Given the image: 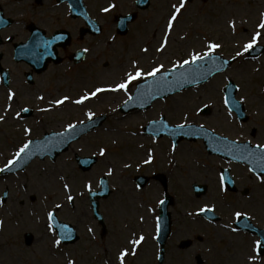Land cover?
Segmentation results:
<instances>
[{"label":"rangeland","instance_id":"obj_1","mask_svg":"<svg viewBox=\"0 0 264 264\" xmlns=\"http://www.w3.org/2000/svg\"><path fill=\"white\" fill-rule=\"evenodd\" d=\"M15 1L19 0H0L6 15L17 17L19 21L24 17L25 23L35 19L39 26L49 30L58 26L60 18L55 14L61 8H51L54 0H42L45 2L36 5L37 0ZM85 1L92 16L104 25L100 36H87L80 41V46L85 43L90 48L87 60L77 66L69 62L52 64L48 71L38 74L31 85L23 81V71L27 68L13 64L15 78L20 74L17 83L21 87L13 90L12 100L8 98L7 88L0 87V116L3 117L0 120V167L6 165L29 138L48 130L85 123L96 116L105 115L106 119L56 161L36 160L23 173L0 176V198L5 188L10 191L8 200L0 201V219L4 223L0 235V264H69V261L119 264L118 255L124 249L128 250L124 264H157L154 220L163 191L159 181L152 180L143 189L134 182L135 175L141 171L152 175L154 170H162L168 176L171 195L175 196L170 206L175 233L168 242L165 264H198L196 254H200L202 264H264V254L260 256L254 251L255 241L260 240L257 235L240 231L234 225L239 218L235 214L240 212L254 225L264 228V176L259 178L243 165L209 155L201 139L183 140L173 147L168 138L155 139L143 133L149 121L165 116L170 124H200L230 139L264 145V52L249 57L243 47L257 31L261 32V37L256 44L264 45V29L258 27L264 19V0L188 1L174 23L163 52L157 48L174 11L172 5L179 6L180 0H152L147 10L139 11L126 36L116 35L114 19L118 13L134 10L135 0ZM108 5L115 6L104 12ZM231 21H235V30L230 26ZM22 29V24L13 27L10 33L15 40L26 37L27 32L23 30V33ZM209 43L221 44L216 53L235 58V62L203 85L159 99L148 109L126 114L120 108L137 81L129 85L127 92L102 91L90 96L97 88L108 89L122 82L127 72L134 71L133 62L144 72L161 64L164 65L162 71H168L194 52L203 54ZM75 47L76 43L63 54ZM2 48L6 50V45ZM144 48H148L147 53ZM237 52L242 55L237 56ZM7 59L8 66L12 65L11 58ZM144 78L148 77L141 79ZM230 79L238 86L237 98L244 103L248 114L246 122L238 121L225 105L224 86ZM86 94L89 99L74 103ZM64 96L69 100L57 106L55 101ZM9 106L13 109H8ZM25 106L33 109L31 116L13 117ZM204 106L209 107L208 114L200 112ZM101 149L105 150L104 155H100ZM76 154L96 155L98 161L91 170L82 171L75 160ZM149 156L151 162L145 163ZM222 168H231L237 186L235 191L230 192L222 185ZM110 170L111 175H108ZM103 176L108 177L112 189L109 197L100 199L105 234L94 217L88 197V185L93 190L98 189ZM195 182L206 185L207 191L195 195L191 189ZM69 195L73 197L71 201L67 199ZM202 206H208L221 219L211 222L198 216L196 209L201 210ZM50 210L74 224L80 233V241L67 246L66 252L53 241L56 236L48 227ZM28 231L34 234L31 245L25 243L24 234ZM141 235L145 239L139 245L130 243ZM183 238L193 239L194 245L177 254L178 241ZM251 256L256 258L250 259Z\"/></svg>","mask_w":264,"mask_h":264},{"label":"water","instance_id":"obj_2","mask_svg":"<svg viewBox=\"0 0 264 264\" xmlns=\"http://www.w3.org/2000/svg\"><path fill=\"white\" fill-rule=\"evenodd\" d=\"M71 1H74V0H71ZM142 1H144L143 5L148 6L147 0H142ZM222 60H225V59L222 58ZM226 61L228 62L227 64H222L221 61H216V66H213L210 63H204L203 67L200 70L201 73H203V77L202 78L197 77L193 82H183L182 86L178 85V84H174V83L173 84H164L159 90H157V88L153 85V80L141 82L139 84V88L136 92V95L134 96L132 101L129 104H127L125 110H129V109H132V108L137 107V106L141 107V108L148 107L157 98L169 96L170 94H172L176 91L182 90L183 88H185L187 86L201 83V82L207 80L209 77H211L214 73L222 71L225 68H227L231 64V61H228V60H226ZM187 67L188 66H186V68ZM217 67H219V70H217ZM184 71H185V69L176 70L177 73L184 72ZM174 79H175L174 76L171 79L168 78L169 81H173ZM189 80H193V78L190 76ZM141 85H143V89H141ZM235 91H236V89H235L234 84H231L226 89L228 104L231 106L232 109L237 111V113L241 119H245L243 106L234 99ZM138 92L142 93L139 96V98H137ZM138 102H143V104H140ZM102 120H103V118L97 119L95 124L99 123ZM93 125H94V122L89 123V125L81 133L86 132ZM193 128L197 131L196 135H191L190 132L188 131L189 129H187V128H183L181 130L178 128L168 127L166 122L163 120L161 122H152L145 130L147 133H154L157 136L169 134L174 138L175 142H178L180 140V139H178V135H180L181 137H186V138H190V139H196L198 137H202L205 139L207 147L211 153H219L223 156H226V157L234 159V160H240V161L248 162L251 165V167L254 168L255 170H257L260 174L264 173V169H262V167L258 164L259 157L261 156V154H264V149H258V148L252 149V148H249V146H247V145H237L236 143L230 142V141L226 140L225 138L217 136L214 133L207 131L203 128H200V127H193ZM72 131L73 130H70L66 134V135H68L66 138L58 139V140H62L63 147H61L57 150H54L53 149L54 147L51 148L52 145H47L44 143L36 144V146H34L33 148L30 149V154H28L26 158L30 159L32 156L34 157L36 155H40L41 157H44L48 153L52 154V156H56L57 153L64 150L66 144L70 143L75 138V136L70 135V134H72ZM81 133H79L76 136V138ZM83 161H81V163ZM92 162L93 161H91V160H87V163L84 164L85 167L89 168L92 165ZM227 177L228 176L225 173L224 179L226 180ZM106 189H107V187H106ZM94 206L96 209L97 204L95 203ZM96 211H97V209H96ZM163 216H165V213H163ZM57 226L61 231L66 230L68 232V229L66 226H64L62 224H57ZM165 233L167 235V232H165ZM259 233L263 236V239H264V231H259ZM165 237L166 236L162 235L163 239H165ZM64 238H65V241L66 240L68 242L73 241L74 235H73V237L72 236H68V237L64 236Z\"/></svg>","mask_w":264,"mask_h":264},{"label":"snow or ice","instance_id":"obj_3","mask_svg":"<svg viewBox=\"0 0 264 264\" xmlns=\"http://www.w3.org/2000/svg\"><path fill=\"white\" fill-rule=\"evenodd\" d=\"M188 2V0H180L179 6L177 5H172V8L174 9V11L171 13L170 18L167 20L166 22V33L162 38V43L159 45V47L157 48V51L163 52L165 50V48L168 46V41H169V35L173 30L174 27V23L177 21L179 14L181 13V10L185 8L186 3ZM115 5H113L114 7ZM108 8H105L104 11H108ZM230 26L233 28V30H235V21H231L230 22ZM258 27L260 29H264V19H262L259 24ZM261 37V32L257 31L255 32L254 35L251 36L250 41L245 44L244 47V51L247 52L249 49H251L258 41V39ZM221 48V44L219 43H209L207 45V51H205L203 54H201L200 52H194L193 54L190 55L189 59H184L182 63H177L174 64L173 66V70L169 73H163L162 74V70L164 68V65H158V66H154L152 67L149 71L144 72V70H142L141 68H139L136 64V62H133V69L134 71L131 72H127L125 74V79L120 82L117 83L114 87L112 88H108V89H104V88H97L94 92H92L90 94V96H96L99 92L102 91H128L129 85L134 82V81H138L140 80L142 77H152L153 78V85L157 88V90H159L164 84H178L181 85L183 84V82H193L197 77L202 78L203 77V73H201V68L203 67L204 63H210L213 66H216V61H221L222 64H227L228 62L226 60H222V58L219 55H214L218 49ZM143 51L145 53L148 52V48H144ZM237 56L242 55V53L237 52L236 53ZM186 66H188L186 68ZM176 68L179 69H185L184 72H179L177 73L175 71ZM217 70H219V67H217ZM172 75L175 77V79L173 81H169L168 80V76ZM192 77L193 80H189V77ZM141 89H143V85H141ZM141 92L137 93V98H139V96L141 95ZM14 93H9V99H12ZM89 95H83L80 97V99L74 101V103L76 104H81L83 103L85 100L90 98ZM41 99H43V97H41ZM132 99V96H129V100ZM69 100L68 96H64L62 99H58L55 101V104L57 106L64 104L66 101ZM127 103V101L125 102ZM46 110V109H45ZM23 111H28V109H23ZM17 115H19V113H17ZM91 115V114H90ZM0 120H3V117L0 116ZM178 129H183L185 127V125L180 124L177 126ZM69 130L74 128V125H69L68 126ZM26 131H30L28 129H26ZM60 135H63L62 133ZM32 141H28L26 143L23 144L22 147L19 148V150L15 153L16 159L15 160H9L8 163L5 165V168H11V166L13 164L16 163V161L18 159L21 158V154H27V152L30 149V145H31ZM260 146L257 145V148H259ZM105 154V150L101 149L100 155H104ZM151 162V156H149V158L147 160H145V163H150ZM258 164L262 167V169H264V154H261V156L259 157L258 160ZM5 168H0V172L5 171ZM108 175H111V170L109 171ZM223 179V177L221 178ZM64 187L67 189L68 185L65 184ZM88 190L91 191V185H88ZM67 199L69 201H71L73 199V197L71 195H69L67 197ZM161 203H163V201H161ZM57 208L61 207L60 205H56ZM201 211H211V209H209L207 206H205L204 208L201 209ZM237 217L241 216L240 212H237L235 214ZM48 219L51 221L53 219V213L49 212L48 213ZM51 227V225H49ZM91 231V229H89ZM65 235H68V232H65ZM145 239V237L143 235H141L138 239H133L130 241V243L132 245H139L143 240ZM55 243L57 245H59L61 243L60 240H56ZM262 249H264V245H262L260 240H256L254 243V251L257 253V255H259L260 252H262ZM133 255H135V250L133 249L132 252ZM128 255V250L124 249L122 251L119 252L118 255V260H119V264H124L125 261V257ZM255 256H251L250 259H255ZM69 264H74L73 261H69Z\"/></svg>","mask_w":264,"mask_h":264},{"label":"flooded vegetation","instance_id":"obj_4","mask_svg":"<svg viewBox=\"0 0 264 264\" xmlns=\"http://www.w3.org/2000/svg\"><path fill=\"white\" fill-rule=\"evenodd\" d=\"M37 4L39 3V2H36ZM75 25H76V27L79 29L80 28V23L79 22H76L75 23ZM78 32H79V30H78ZM80 33V32H79ZM2 49V48H1ZM3 50V49H2ZM4 51V50H3ZM8 60V59H7ZM6 60V63L8 62ZM11 62L13 63V64H16V65H19V64H17L12 58H11ZM9 69V68H8ZM12 72V71H11Z\"/></svg>","mask_w":264,"mask_h":264},{"label":"bare ground","instance_id":"obj_5","mask_svg":"<svg viewBox=\"0 0 264 264\" xmlns=\"http://www.w3.org/2000/svg\"><path fill=\"white\" fill-rule=\"evenodd\" d=\"M140 209V208H139ZM139 209H137V210H139ZM132 211H137V210H133V209H131ZM243 260V259H242Z\"/></svg>","mask_w":264,"mask_h":264}]
</instances>
